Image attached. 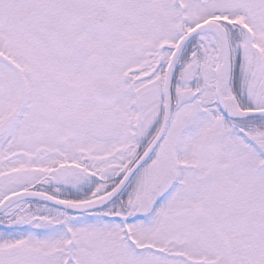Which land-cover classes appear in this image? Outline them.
Returning <instances> with one entry per match:
<instances>
[{
	"label": "snow or ice",
	"instance_id": "obj_1",
	"mask_svg": "<svg viewBox=\"0 0 264 264\" xmlns=\"http://www.w3.org/2000/svg\"><path fill=\"white\" fill-rule=\"evenodd\" d=\"M0 264H264V0H0Z\"/></svg>",
	"mask_w": 264,
	"mask_h": 264
}]
</instances>
